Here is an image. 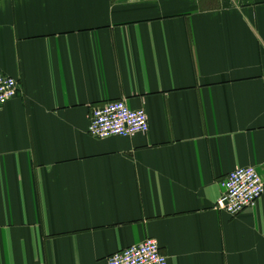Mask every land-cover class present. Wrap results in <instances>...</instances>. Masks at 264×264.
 <instances>
[{"label": "crops", "instance_id": "crops-1", "mask_svg": "<svg viewBox=\"0 0 264 264\" xmlns=\"http://www.w3.org/2000/svg\"><path fill=\"white\" fill-rule=\"evenodd\" d=\"M0 264H102L154 239L167 264H264V194L215 209L228 173L264 181V0H0ZM145 111L131 138L93 108Z\"/></svg>", "mask_w": 264, "mask_h": 264}, {"label": "built area", "instance_id": "built-area-1", "mask_svg": "<svg viewBox=\"0 0 264 264\" xmlns=\"http://www.w3.org/2000/svg\"><path fill=\"white\" fill-rule=\"evenodd\" d=\"M18 92V82L0 75V108ZM87 134L95 139L110 137L131 138L148 131V118L143 110H132L124 101L109 102L93 108L89 115ZM221 194L215 209L230 217H236L255 207L264 194V181L252 167L237 168L220 183ZM102 264H167L159 252L157 242L146 238L139 245L119 250Z\"/></svg>", "mask_w": 264, "mask_h": 264}]
</instances>
